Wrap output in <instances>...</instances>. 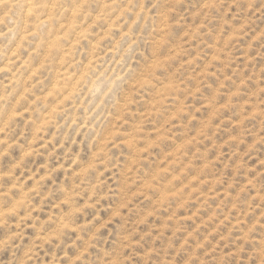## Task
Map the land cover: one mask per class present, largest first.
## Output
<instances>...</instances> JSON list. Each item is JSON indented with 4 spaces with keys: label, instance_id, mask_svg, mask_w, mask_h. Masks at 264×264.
Segmentation results:
<instances>
[{
    "label": "clouds",
    "instance_id": "1",
    "mask_svg": "<svg viewBox=\"0 0 264 264\" xmlns=\"http://www.w3.org/2000/svg\"><path fill=\"white\" fill-rule=\"evenodd\" d=\"M0 264H264V0H0Z\"/></svg>",
    "mask_w": 264,
    "mask_h": 264
}]
</instances>
